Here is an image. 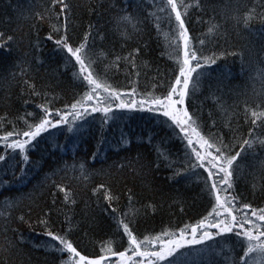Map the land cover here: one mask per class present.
<instances>
[{"label": "trees", "instance_id": "16d2710c", "mask_svg": "<svg viewBox=\"0 0 264 264\" xmlns=\"http://www.w3.org/2000/svg\"><path fill=\"white\" fill-rule=\"evenodd\" d=\"M66 2L71 5L68 34L73 43H79L86 33H92L89 43L110 83L130 88L135 81L141 93L164 91L176 68V40L166 21L161 20L157 27L152 13H160L154 0ZM184 3L189 5L186 25L191 43L202 48L204 56H215V63L208 64L189 97V111L200 117L206 134L211 131L230 137L231 127L247 137L252 112H264V0ZM51 6V0H0V33L4 34L0 44L12 46L10 51L0 52V137L14 127L23 129L25 120L36 122L34 116L42 115L40 106L70 110L67 106L82 93L79 82L46 39L54 25L62 28L65 23L63 15L57 19L59 6L54 13L46 12ZM38 14L46 18L41 20ZM122 16H128L130 22L121 20ZM212 25L216 28L209 33ZM8 36L13 40L8 41ZM200 40H204L203 46ZM135 48L141 49L135 60L139 76L127 80L133 70L117 57H127ZM25 79L42 90V95L32 94ZM101 119L102 114L96 113L77 121L81 127L74 132L68 131L71 125H62L63 130H52V136L45 133L47 139L30 155L31 161L44 157L36 164L26 165L21 156L8 155L12 150L0 140V155L6 156L0 161V264H61L67 254L55 250L47 231L71 229L78 250L95 255L101 242H109L116 230L115 220L103 211L108 204L105 190L94 191L100 184L114 197L112 207L135 216L146 234L178 232L207 214L202 178L191 174L174 177V172L185 171L184 153L176 142L161 144L164 134L154 113L125 112L103 129ZM153 130L155 138L149 144ZM255 134L264 139L260 127ZM158 152L164 154L160 159ZM256 157L238 161L236 187L254 207H264V171L260 167L264 149L259 144ZM161 159L164 163L157 168ZM80 164L85 166L84 175ZM21 169H27L23 182ZM6 187L8 191H4ZM42 220H47V226ZM205 244L210 247L186 246L170 259L176 258L178 264H231V256L243 255L239 247L232 251L233 240L216 237Z\"/></svg>", "mask_w": 264, "mask_h": 264}, {"label": "snow or ice", "instance_id": "6c2138e0", "mask_svg": "<svg viewBox=\"0 0 264 264\" xmlns=\"http://www.w3.org/2000/svg\"><path fill=\"white\" fill-rule=\"evenodd\" d=\"M51 5L46 12L54 13L59 6L57 19L59 15H63L65 23L62 28L54 25L52 33L46 39L53 43L54 50L64 62L67 71L79 82L78 87L82 93L79 99L67 106L70 110H53L47 106H40L42 115L34 116L36 122L29 123L25 120L23 129L17 130L14 127L12 131L0 137L5 147L12 150L8 155H12L13 158L21 156L26 165L36 164L44 161V157L40 156L37 161H31L30 155L36 151L41 141L47 139L45 133L52 136V130H63L62 125H71L68 131L74 132L81 127L77 121L101 113L103 129L109 122L118 120L125 112L154 113L160 133L164 134L161 144L176 142L184 153L185 165L182 167L185 171L174 172V177L186 178L191 174L202 178L201 191L207 201L205 207L207 214L195 224L184 225L178 232L162 230L156 235L150 232L146 234L140 230V223L135 216L123 214L116 207H112L114 197L106 185L100 184L94 191L104 189L106 192L104 199L108 204L103 211L116 223L112 239L107 243L102 241L99 251L90 256L78 250V245L71 238V229L63 233L47 231L46 236L51 242H55L53 244L55 250L67 254L68 258L63 259L61 264H178L176 258L170 259L177 250L196 245H204L207 249L210 245L205 244V241H213L216 237L226 241L233 240L232 251L235 247L243 250L242 256L236 253L230 257L231 264H264V207H254L244 199L236 187L240 169L238 161L246 159L249 155L256 159L257 144L264 149V139H258L255 134L257 127L264 131V112H252L254 118L250 121L251 127L248 129L247 137L239 128L231 127H229L231 136L226 137L211 131L206 134L200 117L197 113L189 111V97L198 87L208 64L215 63V56H204L202 48L191 43L192 37L186 25L189 5L185 4L184 0H154L153 6L160 13V15L152 13L156 16L157 27L161 20L166 21L173 28L176 40L174 45L176 68L173 70V79L159 94L154 91L139 92L135 81L130 88L110 83L107 73L100 70L99 57L92 51L89 43L92 33H86L79 43H73L72 37L68 34L67 14L71 11V5L66 0H51ZM45 18L44 15H40L41 20ZM120 19L130 22L128 16H122ZM244 23L247 25V19ZM215 28L216 26L212 25L208 29L209 33ZM3 35L0 33V37ZM7 40L12 41L13 37L8 36ZM199 43L203 46L205 42L200 40ZM11 47V44H0V52L10 51ZM140 53L141 49L135 48L127 57H117V60H125L133 70L126 76L127 80H131L133 75L139 76V72L135 71L137 67L135 60ZM23 83L31 88L32 94L42 95V90L28 84V80H23ZM245 117L247 122V109ZM154 138L155 130L148 143L151 144ZM163 155L158 152L157 158L160 159ZM5 159V155H0V161ZM163 163L164 160L161 159L156 167L159 168ZM79 167L81 174L84 175L86 173L84 164H80ZM260 167L261 171H264V158H261ZM26 175L27 169H21V182ZM8 190L7 187L4 189ZM59 190L65 191L63 187ZM71 202L75 203L74 200ZM20 219L23 220V217ZM41 223L47 226L48 222L42 220ZM109 244L114 246H108Z\"/></svg>", "mask_w": 264, "mask_h": 264}, {"label": "rangeland", "instance_id": "374dc122", "mask_svg": "<svg viewBox=\"0 0 264 264\" xmlns=\"http://www.w3.org/2000/svg\"><path fill=\"white\" fill-rule=\"evenodd\" d=\"M9 142H11V140H9ZM1 143H4V142L1 140Z\"/></svg>", "mask_w": 264, "mask_h": 264}]
</instances>
